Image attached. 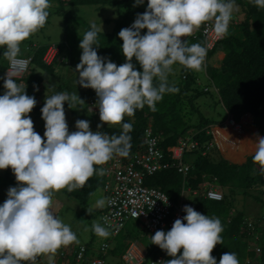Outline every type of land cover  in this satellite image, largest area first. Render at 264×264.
Listing matches in <instances>:
<instances>
[{
  "label": "clouds",
  "instance_id": "9594fccd",
  "mask_svg": "<svg viewBox=\"0 0 264 264\" xmlns=\"http://www.w3.org/2000/svg\"><path fill=\"white\" fill-rule=\"evenodd\" d=\"M144 3L145 0H135L134 6ZM253 3L264 8V0ZM50 7L51 0H0V49L4 50L5 58L12 63L21 58L20 45L46 25ZM146 8L144 13L137 14L130 27L118 34L127 58L124 64L118 66L110 58L98 55L101 28L94 22L79 45L82 56L75 69L77 83L96 91L100 119L108 126L121 125L118 136L102 132L103 124L93 131L90 121L84 119L77 120V130L70 132L65 102L72 109L85 102L76 93L59 92L47 95L41 109L46 122L42 138L29 115L37 105L35 96H29L12 73L0 77L6 89L0 95V169L10 167L17 181L0 204V264H22L41 254H50L51 264L58 249L78 242L71 226L53 211V193L65 188L68 192L82 189L94 174H104L105 170L96 166L106 164L115 155L127 156L133 124L125 121V116H134L145 105L155 111L157 102L166 93L179 92V88L168 84L174 64L197 71L204 67L207 48L199 43L189 44L182 38L209 22L217 35L225 36L234 13L239 10L236 0H147ZM144 29L146 34H142ZM34 47L29 46L27 51L31 55L23 57L33 59L28 72L34 68ZM133 58L142 71L136 69ZM56 59L48 63L44 58V62L52 65ZM235 121L236 128L241 130L242 124ZM254 135L255 139L249 140L254 149L250 158L264 166V135ZM104 206L105 199L96 201L95 207ZM183 210L186 215L176 219L170 230H158L151 236V244L175 257L163 264H218L212 252L217 244H223L221 220L189 205ZM93 230L100 237L110 235L100 223H95ZM219 264L240 262L236 253L226 252Z\"/></svg>",
  "mask_w": 264,
  "mask_h": 264
},
{
  "label": "trees",
  "instance_id": "16d2710c",
  "mask_svg": "<svg viewBox=\"0 0 264 264\" xmlns=\"http://www.w3.org/2000/svg\"><path fill=\"white\" fill-rule=\"evenodd\" d=\"M58 1L61 10L64 9L66 12L68 8L82 10V8H89L92 6H100L101 9L105 7H120L121 12L119 11V16L115 22L113 32L107 34L99 32V47L97 52L100 56L110 58L111 61L118 66L127 62V58L123 54L121 47L123 45V40L118 34L121 29L125 28L137 16V14L143 12L144 9H139L138 7L134 10L130 9V3L135 2V0ZM236 3L246 14L243 27L245 38L240 39L239 37L233 36V34L227 33L226 38L217 44L213 51L207 54L208 56H206V58L208 59L213 58L220 52L225 53L226 57L222 61V67L220 69L208 66L212 79L210 78L211 83L207 85L206 88L212 85L219 90L221 100L226 110L229 114L233 115L236 120H240L242 116L247 114L253 115L255 120L251 129L264 135V8L256 6L253 0H236ZM133 15L135 16L133 17ZM78 23L85 27L86 32L91 29L83 20H80ZM203 26L204 25L201 27ZM239 30H241V28H239ZM146 32L147 29H144L142 34H146ZM66 33L67 39L72 44V62L74 63V61L77 60V64L75 65L77 66L81 61L82 49L79 45L84 34L77 31L76 27H67ZM187 40L189 44L199 43L205 46V40L201 35L197 38H187ZM64 48H66L65 44L59 45V49L64 50ZM48 49L49 45L43 46L35 54L34 68L31 72H28V74L32 73L30 78H28L29 75L27 74L23 79H15L18 84L25 82L24 80L27 79V81L34 86L33 92L37 95H39L37 88L39 90L42 85L46 83L52 84L55 81L54 75L57 70L54 65L55 62L52 65H48L44 62ZM132 62L136 65L137 70H143L142 66L135 58H133ZM174 65L182 68L183 82H185L183 91L185 93L191 89L192 84L197 86L200 78L195 70L186 68L179 63ZM36 67L37 71L45 74L41 75L37 73ZM155 82L158 84V79ZM206 88L204 87L203 92ZM92 94L97 98L96 92ZM182 100L178 94H174L173 92L166 93L163 99L157 102L155 111L145 105L143 109H137L134 116H125V119L134 118L137 120V123L129 133L132 139L130 142L131 148L129 154L123 156L126 161L139 149L143 148V141L146 131L149 129V122L153 125L152 131L154 135L160 138L161 144L165 149L177 146L180 141L188 138L187 134L192 129V126H189L184 119ZM190 102L192 103V101ZM94 109L96 117H99V109ZM197 112L200 114L201 120L198 125H194L195 128L199 130L195 140L199 143V149H201V151L190 152L186 155V161L194 164L190 172L189 188L194 191L200 190V187L210 179L217 180L220 185L223 186L224 190L228 188L232 190V193L242 191L246 198H252L260 203L262 206L261 209L264 212V197L262 196L264 192H261V196L251 192L252 190L261 191V188L263 189L264 166L254 162L253 157L249 158L248 162L245 164H232L221 156L216 145L203 156L202 152L205 151L207 147L214 145L215 142L214 136L208 133V129L210 130L214 123H216L215 126H217L218 123L212 122L210 119L206 118L202 112ZM101 131L107 133L109 136H118L121 134L122 128L105 127L102 128ZM116 156L120 155H115L114 157ZM190 157H194V159L190 160ZM96 167L99 169L100 165ZM96 175L101 177L98 178L100 181L97 180ZM10 177L11 172L9 170L6 178L9 179ZM104 179V175L94 174L84 188L73 191L72 195L85 207L91 196L103 186ZM147 185L149 187L161 189L175 199L172 200L177 201L176 198L183 189V177L176 169L167 170L148 177ZM174 191L178 193L173 195L172 193H174ZM193 205L199 209L202 214L221 220L224 229L221 233L223 244H217L212 252L218 264L221 256L226 252L236 253L240 264H246L245 262H247V260L256 258H258L260 264H264V249L260 254L261 256L257 255L254 251H249V246L247 242H245L250 236V233L244 227L246 224L245 214L243 212L233 214L235 208L228 194H225V200L223 202L209 201L204 195H201L193 201ZM262 219L264 220V214L261 220ZM242 227L245 228L244 232H242ZM125 238L131 239L132 232H126L125 230L118 240L123 241ZM219 245L222 247L220 248ZM118 246L119 245H117L116 248H119ZM40 259L41 255H38L34 260L39 261ZM73 264H75V261ZM84 264H88V262L86 261Z\"/></svg>",
  "mask_w": 264,
  "mask_h": 264
},
{
  "label": "rangeland",
  "instance_id": "374dc122",
  "mask_svg": "<svg viewBox=\"0 0 264 264\" xmlns=\"http://www.w3.org/2000/svg\"><path fill=\"white\" fill-rule=\"evenodd\" d=\"M135 2L130 3V9L134 10L136 7L139 9H145L147 7V0H145V3L143 5L134 6ZM49 11V17L47 19L46 25L39 29L36 33H34L32 36H30L28 39H26L21 45H20V54L23 51V48L27 51V48L29 46H35L34 52L35 54L38 52L40 48L43 46H48L49 49L46 54V60L47 62H51L53 58H58V60L55 62V68L57 71L60 72V76L55 77V81L50 84L46 83L42 85V87L38 90L39 95L35 94L33 92L34 86L30 84L27 79L24 80L25 82L19 83L23 84L26 88V92L29 96H35L37 100V105L34 107L31 113L29 115L32 119H35L38 117L42 121L36 120V129L35 131L38 132V129L40 127L45 128V121L42 119V112L39 111V109L43 108L45 106L46 102V96H51L53 94H56L59 90L61 92H68L69 94L76 93L79 95V97L84 100L83 105H78L76 109H72L68 106V103L65 102V113H66V119L68 124H71V128L69 129L70 132L75 131L76 128V121L79 119H84L90 121V127L94 131H97L98 125L103 124V128L105 127H116L120 128L121 125L114 124L108 126L107 123H104L101 121L100 116L98 118H94L92 113L90 114V108L91 110L93 108H98V96L97 98L92 94L93 92H96L94 89L91 88H84L80 86L78 81V73L75 71L77 60L72 62V44L67 39V33L66 28L67 27H76V30L79 31L81 34L86 33L85 27L81 26L80 23H78L80 20H83L87 25L91 27V24L94 22L98 27L101 28V33H112L115 28V22L118 19L119 11L121 12L120 7H105L101 9L100 6H92L89 8H82L81 9H72L68 8L67 12L60 8V3L58 0H51V7L48 9ZM135 15H133L134 17ZM246 20V14L244 11L239 8L238 11H236L233 15V18L230 22L229 27V34L239 35L240 38L244 37V22ZM241 28V30H239ZM104 29V31H103ZM238 32V33H237ZM237 33V34H235ZM187 40V39H186ZM65 44L66 48L59 49V45ZM58 48V51L55 49ZM3 49H0V77H5L8 70L4 73L6 66L8 67L9 60L4 57L3 55ZM19 54V56H21ZM29 55V53H28ZM206 58L205 65L202 70L195 72L199 76V81L197 86L193 85L191 86V89L185 93L183 90L185 88V82H183V72L182 68L173 65V71L169 73L168 75V84L170 86L174 85L175 87L179 88V92H173L174 94H178L181 97V100L183 102L184 112L183 116L185 121L189 124V126H192V129L187 134V137H191L195 134L199 133V130L195 128L194 125H198L200 123V114L197 112H202V114L210 119L212 122H217L218 125L215 126L216 123L212 125V128H215L214 131L220 135L222 131L223 134H226L230 128L237 129L236 126H231L230 124H226V121L230 120V118L233 116L228 113L226 110L224 103L221 100L220 92L217 88L210 85L211 87L206 88L207 85L211 83L210 81V70L208 66H211L213 68L220 69L222 67V61L225 59V56L223 54L215 55L213 58ZM32 70V69H31ZM37 71V67H36ZM31 72V71H30ZM37 73H40L41 75H44L45 73H41L40 71H37ZM32 74V73H31ZM31 74H28V78H30ZM44 77V76H43ZM54 79V77H53ZM212 79V78H211ZM58 80V81H56ZM159 82V80H158ZM4 81L3 79H0V95H3L6 89L3 87ZM204 87L206 88L203 92ZM53 88V90H52ZM58 89V91H56ZM56 91V92H54ZM206 92V93H205ZM184 94V95H183ZM192 101V103L190 102ZM40 104V105H38ZM95 112V109L92 110ZM41 113V114H39ZM252 120H255V117L253 115L247 114L240 118V120H237V122H240L241 130L244 131V134H246L248 137L255 138L256 131H253L252 128ZM125 121L130 122L133 124V126L137 123L136 119H125ZM105 125V126H104ZM227 127V128H225ZM122 128V127H121ZM149 129L153 130V125L151 122H149ZM225 128V129H224ZM224 129V130H223ZM211 130V129H210ZM209 132H212V130ZM239 130V129H237ZM40 131V130H39ZM215 133V136H216ZM40 134V133H39ZM261 135V134H260ZM226 136V135H223ZM215 146L217 144L216 137H215ZM218 145V144H217ZM254 156V155H252ZM228 157V156H227ZM230 158V157H228ZM194 157H190V160H193ZM196 159V155H195ZM233 164V163H232ZM239 164V163H238ZM10 168V167H9ZM1 170V169H0ZM7 169H3L1 174H5ZM11 177L9 179L6 178V176L0 177V204H3L4 201L7 199V191L10 187L16 186L17 181L15 180V175L12 173V169L10 168ZM14 177V178H12ZM97 180L98 178H101L100 176L96 175ZM100 181V180H99ZM214 183L218 184L221 188V190L224 192V194H228L230 199L233 201V214H236L238 212H243L245 214L246 224L244 227L248 232L250 233V236L248 239H246L245 242H247L249 246V251H254L257 253V255H260L263 252L264 249V220L262 218L264 212L261 209V204L256 202L252 198H246L242 191L232 193V190L226 189L224 190L223 186L220 185L218 181H213ZM182 186V184H181ZM184 186V182H183ZM102 187H100L93 195L92 199L93 201L96 199L97 194L101 195L102 193ZM252 193L262 195L261 192H264V190H252ZM58 193V199L56 198ZM73 192H68L67 189H61L58 192L53 193V211H55L56 215L58 211H61L62 214H58V217L65 223L71 226V229L76 233L78 237V242H73L72 251L75 250V247L79 249L81 246H87L89 248L88 250V258L90 256L93 258L94 252H92V246L89 243H92L94 248L96 250L100 249L104 242H112L113 239H119L121 237L120 234L118 236H114L113 230L108 229L110 235L108 237H100L96 238L93 233V225L95 223H100L103 225L100 216L95 212L96 210H92L95 207L96 201L94 204H92L90 201L87 205V207L84 208L83 205L80 204V201L75 198L72 195ZM178 192L174 191L172 193L173 195H176ZM182 193V191H181ZM180 194H178L176 198V202H179ZM61 195V198H60ZM63 195V197H62ZM71 195V196H70ZM264 197V195H262ZM172 198V196H170ZM100 199H102V196H99ZM61 199V200H60ZM174 199V198H172ZM192 199V197H190ZM175 200V199H174ZM61 202V207L58 208V205L56 203ZM60 209V210H59ZM91 210V216H89L88 220V210ZM85 211V213L83 212ZM84 213V214H83ZM140 223L137 221H131L128 223L126 232L130 231L136 234L143 235L144 229L142 227H139ZM104 226V225H103ZM248 226V227H247ZM242 227V232L245 231V228ZM145 232V231H144ZM147 235V233L145 232ZM106 239V240H105ZM146 240L147 247L151 246L149 243V240ZM144 240V241H145ZM97 243V244H95ZM103 243V244H102ZM158 246V245H156ZM221 248L222 246L219 245ZM67 249V250H66ZM69 247L67 248H60L57 250L55 255L52 257L51 264H73V260H70L72 254L75 252H70ZM183 251V250H182ZM162 253L161 249L158 248L152 253L153 256H158ZM50 254H41V259L39 261L30 260L22 262V264H50L49 260ZM112 255L109 256L108 260L112 259ZM261 256V255H260ZM98 257V256H96ZM175 257H171L167 254L166 261L174 259ZM246 264H260V261L258 258L256 259H249ZM117 264H123V262L118 259Z\"/></svg>",
  "mask_w": 264,
  "mask_h": 264
},
{
  "label": "built area",
  "instance_id": "2783aa9c",
  "mask_svg": "<svg viewBox=\"0 0 264 264\" xmlns=\"http://www.w3.org/2000/svg\"><path fill=\"white\" fill-rule=\"evenodd\" d=\"M146 10L147 8L142 13ZM136 17L126 27H130ZM200 35L205 40L207 54L226 38V35H217L209 22L182 39L197 38ZM32 61V58H17L15 63L10 62L8 72L13 74L14 79H20L29 71ZM228 124L237 126L232 117ZM214 129L211 128L212 132L208 133L212 134L215 139ZM45 131H43V135ZM196 135L180 141L177 146L165 149L160 138L154 135L151 129H148L143 141V148L139 149L129 160L126 161L123 156H116L106 164L100 165V168L105 170L103 188L107 197L106 210L102 214L101 221L104 227L113 230L115 237L122 234L131 221L139 222L140 227L149 235H154L158 230L168 231L176 219H182L186 215L183 210L185 205L192 206L200 212L195 206L186 202L184 197L176 202L161 189L147 185L148 177L176 169L183 177V191L189 187L190 172L194 164L186 161V155L190 152L201 151L199 143L195 140ZM212 147L213 145L207 147L202 155H206ZM213 181L217 180L210 179L205 182L200 187L202 192L194 194L195 198L204 195L209 201L223 202L225 194L220 186ZM167 200L168 203L165 204L164 201ZM110 249L111 244L104 243L99 249L100 257L90 259L88 258L89 248L81 246L76 252L77 262L78 264H84L86 261L88 264H105L104 257L108 255ZM161 251L160 255L153 256L152 253L142 251L134 241L129 244L123 259L126 264H163L166 262L167 253L165 250L161 249Z\"/></svg>",
  "mask_w": 264,
  "mask_h": 264
},
{
  "label": "crops",
  "instance_id": "0c3cea01",
  "mask_svg": "<svg viewBox=\"0 0 264 264\" xmlns=\"http://www.w3.org/2000/svg\"><path fill=\"white\" fill-rule=\"evenodd\" d=\"M229 28H231V27H229ZM232 29V28H231ZM229 31V30H228ZM238 33V32H237ZM237 33H235V34H237ZM236 37H239L240 38V36L239 35H235ZM240 39H243V38H240ZM28 53H29V55H28ZM219 54H223L225 57H226V54L225 53H222V52H220V53H218L217 55H219ZM21 56H18V57H21V58H23V57H29L31 54H30V52H28V51H26L25 50V48H23V51L21 52V54H20ZM58 60V59H57ZM9 63H10V61H9ZM9 63H8V66H9ZM8 70V67L6 66V68H5V70L3 71L4 73L6 72ZM55 77H58L59 78V76H60V72L59 71H57L56 72V74L54 75ZM21 83H23V82H21ZM52 90H53V88H52ZM56 91H58V89L56 90ZM56 91H54V92H56ZM58 92H61V90H59ZM38 105H40V104H38ZM90 108V114L92 113V115L94 116V118H98V117H96V115H95V113L92 111V110H94V108L91 110V107H89ZM42 109V108H41ZM41 109H39V111L41 112ZM39 114H41V113H39ZM35 119H37L38 121H39V123H40V121H42L41 119H39L38 117H36ZM35 119H32L33 120V122H34V129H36V120ZM229 121L227 120L226 121V124L228 123ZM69 125V129L71 128V124H68ZM105 126V125H104ZM225 128H227V127H225ZM224 128V129H225ZM223 129V130H224ZM40 130V131H39ZM44 130H46L44 127H40L39 129H38V133H40V135L42 136V138H44V135H43V131ZM77 129L75 128V131H76ZM96 129H94V131H95ZM46 139V138H45ZM250 139H255V138H252V137H248L246 134H244V131L243 130H235V129H232V128H230L229 130H228V132H227V134H226V136L225 137H222V138H220L219 140H217V144H218V146H219V148H220V150H221V156L226 160H228L229 162H231V163H245V162H247L248 160H249V158H250V156H252V155H254V149H253V147H252V143H251V141H249ZM230 157V158H228V157ZM2 170L3 169H1L0 170V172H2ZM9 170H10V168H8L7 169V171H6V173L5 174H1L2 176H6L8 173H9ZM1 175H0V177H1ZM15 180H16V177H15ZM104 185V184H103ZM184 190V186H183V189H182V193H181V195H180V199L179 200H181V197H184V200L186 201V202H189L190 203V205H193V201L194 200H196L197 198H195L196 196L194 195L196 192H198V193H200V192H202V190L200 189V190H196V191H194V190H192L191 188H189V187H186V190L185 191H183ZM102 194L101 195H98L97 194V196H96V199L93 201V199H92V197H93V195L91 196V198L89 199V201L92 203V204H94V202L97 200V199H100L99 198V196H102V198L103 199H105V206L104 207H102V208H93L92 210H96L95 212H97V214L100 216V218H101V216H102V214L105 212V210H106V202H107V197H106V193H105V191H104V188H103V186H102V192H101ZM71 196V195H70ZM62 197H63V195H62ZM190 197H192V199H190ZM56 198L58 199V193H57V196H56ZM60 198H61V195H60ZM199 198V197H198ZM53 199V198H52ZM61 200V199H60ZM89 201H88V203H89ZM56 203H57V205H58V208H60L61 206V202L60 203H58L57 201H56ZM55 205V204H54ZM53 205V206H54ZM88 205V204H87ZM87 205L85 206V207H87ZM194 206V205H193ZM84 207V208H85ZM60 210V209H59ZM55 212V211H54ZM84 213H85V211H83ZM56 213V212H55ZM83 213V214H84ZM58 214H62L61 213V211H58L57 212V216H58ZM91 214L92 213H89L88 212V215H87V219L86 220H88L89 218V216H91ZM139 227H140V225H139ZM128 232H130V231H128ZM93 233H94V236L96 237V238H98V235L94 232V230H93ZM143 235H141V234H136V233H133L132 232V238L130 239V238H125L123 241H120V240H118V239H116V240H114L113 239V241L112 242H107V243H110L111 245H112V249H111V251L109 252V254L106 256V257H104V261H105V264H117V260L118 259H120L122 262H123V264H126L125 263V261H124V259H123V253H124V250L126 249V247H128L129 246V244L131 243V242H137V244H138V246H139V248H141V250L142 251H144V252H148V253H153L157 248H158V246H156L155 244H151L152 243V240H151V236L152 235H149V234H145V232L143 231ZM145 239H147V240H149V244L151 245L150 247L148 246L147 247V245H146V240ZM106 240V239H105ZM145 240V241H144ZM104 243H106V242H104ZM119 243V244H118ZM89 244H91V246H92V252H94V254H93V258L90 256V259H96V258H98V257H100L99 256V249L98 250H96L95 248H94V246L95 245H93L92 243H89ZM95 244H97V243H95ZM103 244V243H102ZM117 245H119L118 247L119 248H116L117 247ZM122 245H123V247H122ZM67 247H69V249L70 250H68V251H72L71 249H72V247H74L73 246V244H70V245H68V246H65V247H61V248H67ZM80 248V247H79ZM100 248V247H99ZM67 250V249H66ZM79 249L78 248H76L75 247V252L74 251H72V252H74L73 254H72V256H71V258H70V260L72 261V259H74L73 260V262L75 261V264H78V262H77V260H76V252L78 251ZM182 250L183 249H181V253H182ZM126 251V250H125ZM110 255H112L111 257H112V259L110 260V262H109V260H108V258H109V256ZM96 256H98V257H96Z\"/></svg>",
  "mask_w": 264,
  "mask_h": 264
},
{
  "label": "bare ground",
  "instance_id": "6f19581e",
  "mask_svg": "<svg viewBox=\"0 0 264 264\" xmlns=\"http://www.w3.org/2000/svg\"><path fill=\"white\" fill-rule=\"evenodd\" d=\"M236 130H237V129H236ZM223 132H224V131H222V132L220 133V135H218V134L215 132V133H216V141L219 140V139L222 138V137H225V136H223V135H226L227 133H226V134H223ZM253 140H254V139H253ZM239 164H241V163H239Z\"/></svg>",
  "mask_w": 264,
  "mask_h": 264
},
{
  "label": "water",
  "instance_id": "95a60500",
  "mask_svg": "<svg viewBox=\"0 0 264 264\" xmlns=\"http://www.w3.org/2000/svg\"><path fill=\"white\" fill-rule=\"evenodd\" d=\"M246 163V162H245ZM233 164H238V163H233ZM242 164H244V163H242ZM238 165H240V164H238Z\"/></svg>",
  "mask_w": 264,
  "mask_h": 264
}]
</instances>
